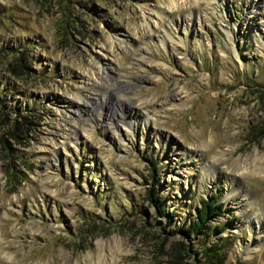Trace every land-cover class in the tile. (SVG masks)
Listing matches in <instances>:
<instances>
[{
    "label": "rangeland",
    "instance_id": "obj_1",
    "mask_svg": "<svg viewBox=\"0 0 264 264\" xmlns=\"http://www.w3.org/2000/svg\"><path fill=\"white\" fill-rule=\"evenodd\" d=\"M255 151L264 0H0V264H264Z\"/></svg>",
    "mask_w": 264,
    "mask_h": 264
},
{
    "label": "trees",
    "instance_id": "obj_2",
    "mask_svg": "<svg viewBox=\"0 0 264 264\" xmlns=\"http://www.w3.org/2000/svg\"><path fill=\"white\" fill-rule=\"evenodd\" d=\"M152 168L153 170L155 169L153 165ZM151 194L152 190H150L148 198L152 201H155L156 197L151 196ZM200 203L201 207L197 209V213L195 214L192 222H190L188 226L184 229V233L186 236H189L190 234H195L197 231H199L205 219H207V214H209L210 212L212 214H216L217 210L219 209L217 208L216 204L208 203L206 200L201 199ZM157 209L158 214L164 212V209L160 208L159 206L157 207ZM218 250L219 248H217L213 244L209 247H206L201 253L198 254L195 264H220L222 256L220 255Z\"/></svg>",
    "mask_w": 264,
    "mask_h": 264
},
{
    "label": "bare ground",
    "instance_id": "obj_3",
    "mask_svg": "<svg viewBox=\"0 0 264 264\" xmlns=\"http://www.w3.org/2000/svg\"><path fill=\"white\" fill-rule=\"evenodd\" d=\"M217 152H219V151H217ZM257 153H258V151L252 152L251 157L249 156L250 159H248V158L246 159V162H245L246 165L244 164V166L242 168H239L240 165L238 163L235 164V166H234L235 171L238 172L241 169L240 172H245V170L250 168L249 171L253 173V172H257V171L263 170V168H264V155H258ZM228 198L231 199V200H234V199L236 200L237 199L235 197L234 193L233 194L230 193ZM245 200H247V199H245ZM246 205L247 206L248 205L251 206V203L248 202ZM102 259L103 258H101V259L99 258L96 263L99 264V262H101Z\"/></svg>",
    "mask_w": 264,
    "mask_h": 264
}]
</instances>
